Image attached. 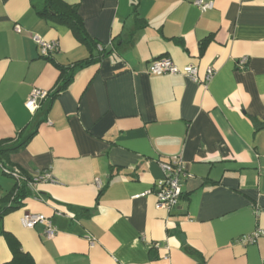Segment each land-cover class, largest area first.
<instances>
[{"label":"crops","instance_id":"obj_1","mask_svg":"<svg viewBox=\"0 0 264 264\" xmlns=\"http://www.w3.org/2000/svg\"><path fill=\"white\" fill-rule=\"evenodd\" d=\"M63 1L93 47L40 16L39 1L0 0V196L26 189L0 229L35 264H264V235L237 241L264 230V0H204V11L195 0ZM33 35L55 49L42 56ZM161 56L196 65L198 80L148 73ZM87 59L28 110L34 88L53 92L60 68ZM173 155L187 176L168 211L155 191ZM25 213L48 217L56 234L25 227ZM11 257L0 234V264Z\"/></svg>","mask_w":264,"mask_h":264},{"label":"built area","instance_id":"obj_2","mask_svg":"<svg viewBox=\"0 0 264 264\" xmlns=\"http://www.w3.org/2000/svg\"><path fill=\"white\" fill-rule=\"evenodd\" d=\"M194 4L202 11L210 9L213 6L211 1L204 0H195ZM32 39L37 43L40 53L44 57H47L56 47L55 43L47 42L39 35H33ZM245 60V58H242L238 61L239 68H244ZM147 72L153 75L182 74L192 78L193 80H198V70L196 65L188 64L183 67H179L172 61L171 58L167 56H161L151 60L148 65ZM213 75L214 70L211 67L207 68L204 80H210ZM49 94V91L34 88L25 101L26 107L31 113L35 112L40 107V103L46 99ZM159 165L162 171V177L156 182V202L158 207L169 211L177 205L182 194V181L187 176L185 164L180 155H173L167 159L160 160ZM2 170L5 174L10 175L17 181H27L25 177L19 174L18 169L11 170L3 168L2 166ZM39 178L41 179V177H37V179L34 180L37 181ZM42 178L50 179L51 174L45 173ZM31 182L32 181H28V184L32 185ZM22 223L28 228H32L36 223L42 224L44 226L43 234L48 238H52L56 234V230L50 219L43 214L25 213L22 217ZM262 235H264V230L256 229L249 234L240 236L237 241L245 245L254 242ZM155 245L157 246V243H155Z\"/></svg>","mask_w":264,"mask_h":264},{"label":"trees","instance_id":"obj_3","mask_svg":"<svg viewBox=\"0 0 264 264\" xmlns=\"http://www.w3.org/2000/svg\"><path fill=\"white\" fill-rule=\"evenodd\" d=\"M40 6L36 8L37 13L48 19H51L57 23H63L70 27L74 36L79 40V42L93 47L95 43L92 41L91 37L87 34L83 21L77 12V7L75 5L67 4L63 0H37ZM36 7V6H35ZM92 59L82 60L73 63L72 65L60 68L58 86L57 88L49 94L48 97H53L60 91L64 90L72 80L75 69L81 68L86 64L92 62ZM33 131L26 134L23 137H18L17 142L14 146L10 147V150L18 149L25 145L28 140L32 137ZM2 151L0 147V152ZM3 168L15 169L13 167H8L2 163ZM19 174L25 177L20 170ZM10 176V175H9ZM15 179V178H14ZM25 179H27L25 177ZM17 181V180H16ZM20 182V181H17ZM26 189L18 183L15 184L14 188L7 194L0 196V219L3 215L14 210L19 205L20 198L25 195ZM17 203V204H16ZM0 234L4 235L7 239L9 247L11 249L12 257L9 261L2 264H35L34 259L28 253L23 251L18 240L11 235V233L0 229Z\"/></svg>","mask_w":264,"mask_h":264}]
</instances>
